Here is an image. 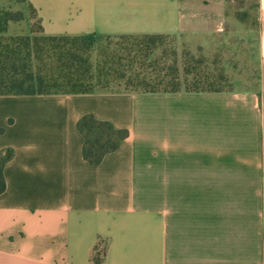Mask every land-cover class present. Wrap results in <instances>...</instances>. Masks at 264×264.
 Returning a JSON list of instances; mask_svg holds the SVG:
<instances>
[{
    "label": "crops",
    "instance_id": "1",
    "mask_svg": "<svg viewBox=\"0 0 264 264\" xmlns=\"http://www.w3.org/2000/svg\"><path fill=\"white\" fill-rule=\"evenodd\" d=\"M248 1L0 0L21 16L10 37L35 22L48 37L193 36L227 5L230 40H252L230 51L256 72L222 92L0 96V264H264V0ZM88 114L128 132L95 167Z\"/></svg>",
    "mask_w": 264,
    "mask_h": 264
},
{
    "label": "trees",
    "instance_id": "2",
    "mask_svg": "<svg viewBox=\"0 0 264 264\" xmlns=\"http://www.w3.org/2000/svg\"><path fill=\"white\" fill-rule=\"evenodd\" d=\"M20 18L18 13L0 10V96L90 94L125 78L123 85L130 91L125 90L124 93L223 91L213 83H201L197 74L188 81L186 77L192 74L190 69L182 67L180 74L175 61L170 65L159 63L151 59L150 53L139 56L128 53L124 57L113 55L108 58L102 55V60L92 65L89 59L91 37L44 36L38 22H35L37 31L31 30L35 35L7 37V24ZM142 36L151 38L148 36L159 35ZM134 64H139V70H129L131 75L126 77V68L131 69ZM76 128L83 139L82 157L92 167L97 166L106 154L116 150L128 135L126 130L115 129L110 123L96 120L89 114L79 119ZM10 156V151L0 154V193L4 189L2 167ZM99 258L100 252L94 257V263H98Z\"/></svg>",
    "mask_w": 264,
    "mask_h": 264
},
{
    "label": "rangeland",
    "instance_id": "3",
    "mask_svg": "<svg viewBox=\"0 0 264 264\" xmlns=\"http://www.w3.org/2000/svg\"><path fill=\"white\" fill-rule=\"evenodd\" d=\"M248 2L252 3V0ZM228 13L229 9L226 5L224 8L226 17L219 22L221 25L216 23V28L215 23H208L206 20L205 24L197 28L199 33L193 36L159 35L144 38L141 35L122 39L119 36H93L89 53L90 62L95 65L102 60V55L108 58L113 55L124 57L128 53H135L137 56L150 53L151 59L159 63L170 65L175 61L180 74L182 67L190 69L192 74L186 77L188 81H192L194 74H197L201 83H213L214 87L223 91L251 87L256 83V72L252 67L253 53L245 51L234 53L230 49L234 48L236 42L246 43L251 48L252 40L239 41L234 38L230 40ZM32 27L36 32L35 23ZM32 35L35 34L31 33L28 36ZM157 65L160 67L158 63ZM139 68V64H134L131 69L126 68V77L131 75L129 70L138 71ZM125 80L126 78L114 81L109 86L98 89L97 92H124Z\"/></svg>",
    "mask_w": 264,
    "mask_h": 264
}]
</instances>
